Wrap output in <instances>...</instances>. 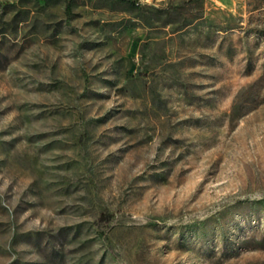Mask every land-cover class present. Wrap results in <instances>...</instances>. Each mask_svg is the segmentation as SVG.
<instances>
[{
	"label": "rangeland",
	"instance_id": "1",
	"mask_svg": "<svg viewBox=\"0 0 264 264\" xmlns=\"http://www.w3.org/2000/svg\"><path fill=\"white\" fill-rule=\"evenodd\" d=\"M0 264H264V0H0Z\"/></svg>",
	"mask_w": 264,
	"mask_h": 264
},
{
	"label": "built area",
	"instance_id": "2",
	"mask_svg": "<svg viewBox=\"0 0 264 264\" xmlns=\"http://www.w3.org/2000/svg\"><path fill=\"white\" fill-rule=\"evenodd\" d=\"M140 2H142V1H145V0H139ZM146 1H149V0H146Z\"/></svg>",
	"mask_w": 264,
	"mask_h": 264
}]
</instances>
